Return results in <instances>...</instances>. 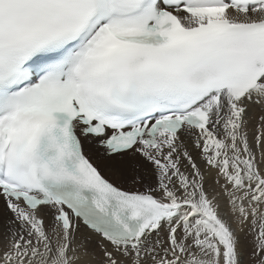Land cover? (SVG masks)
<instances>
[{
	"label": "snow or ice",
	"instance_id": "obj_1",
	"mask_svg": "<svg viewBox=\"0 0 264 264\" xmlns=\"http://www.w3.org/2000/svg\"><path fill=\"white\" fill-rule=\"evenodd\" d=\"M0 200V264H264V0H0Z\"/></svg>",
	"mask_w": 264,
	"mask_h": 264
},
{
	"label": "bare ground",
	"instance_id": "obj_2",
	"mask_svg": "<svg viewBox=\"0 0 264 264\" xmlns=\"http://www.w3.org/2000/svg\"><path fill=\"white\" fill-rule=\"evenodd\" d=\"M2 214H3V201L0 200V222H2Z\"/></svg>",
	"mask_w": 264,
	"mask_h": 264
}]
</instances>
